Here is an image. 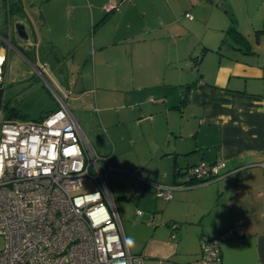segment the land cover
Wrapping results in <instances>:
<instances>
[{"label": "crops", "instance_id": "1", "mask_svg": "<svg viewBox=\"0 0 264 264\" xmlns=\"http://www.w3.org/2000/svg\"><path fill=\"white\" fill-rule=\"evenodd\" d=\"M222 2L0 0L2 87L32 83L39 73L41 83L63 91L35 116L4 97L25 120L53 111L59 98L68 104L75 88L80 98L97 84L141 95L114 111L102 108L114 136L112 170L129 179L120 199L126 229L115 209L124 239L135 240L126 245L140 256L134 264L196 261L202 239L238 220L236 235L220 243L222 264H264V32H257L264 21L231 28L233 19L215 6H231ZM13 21L28 26L30 38L18 36ZM228 26L244 36L241 44L227 42ZM122 121L138 132H121ZM218 159L226 164L220 177L177 186L186 168ZM144 180L173 186L172 197H157Z\"/></svg>", "mask_w": 264, "mask_h": 264}, {"label": "built area", "instance_id": "2", "mask_svg": "<svg viewBox=\"0 0 264 264\" xmlns=\"http://www.w3.org/2000/svg\"><path fill=\"white\" fill-rule=\"evenodd\" d=\"M5 63L0 48V87ZM225 166L222 159L199 162L186 168L177 186L218 178ZM112 169L109 155L96 153L65 99L38 120H5L0 109V264L139 263L140 256L128 251L110 193ZM86 178L95 189L79 192ZM142 185L164 200L172 197L173 186ZM142 191L139 186L135 193ZM239 225L202 239L198 259L186 264H222L220 243Z\"/></svg>", "mask_w": 264, "mask_h": 264}, {"label": "rangeland", "instance_id": "3", "mask_svg": "<svg viewBox=\"0 0 264 264\" xmlns=\"http://www.w3.org/2000/svg\"><path fill=\"white\" fill-rule=\"evenodd\" d=\"M218 1L223 3L222 0H213L215 3ZM229 2L231 5L230 7H228L226 4H217L215 6H217L220 11L225 10L224 12L228 14V18L233 19L231 28L236 27L238 24L240 28L242 27L241 30H244L246 26H243L242 24H247L248 18H253V21L255 22L264 21V0H229ZM14 24L15 22L13 21V27L15 31L16 29ZM229 27L230 26H228L227 29H229ZM25 28L28 38H30L31 34L29 27L25 26ZM227 34L229 36V40H227V42H229L231 45L240 43V41H236L234 39V34L231 30H229ZM249 37L253 42V33H251V36ZM223 50H225V47ZM75 75L76 73L73 74V76ZM34 80L37 82L34 83ZM39 80L43 82V77L37 73L34 74V79H31L32 83H28L23 86L19 85L18 87L9 90L8 88H10V86H5L4 97L7 100V103L10 105H17L23 112L29 114V116H35L43 113L49 106L53 105V99L54 97L56 98L54 92L56 91L59 93V95H62L63 91L56 88L51 83L48 84L45 81L44 83H41ZM70 85L72 87L73 83H70ZM131 89H110L104 88V86L98 84L95 86L91 85L90 90H87L88 93L85 94L86 96L83 95L81 98L78 97V94L81 92V90L76 88L72 89L73 94L68 99V106L71 110V113L79 123L82 133L99 156H104L110 153L108 144L110 145L112 137H114H111V131L109 129V124L106 117L105 120L103 118L102 108L108 107L111 108V111H114L115 108L119 106L129 105L131 101L141 96L137 91ZM6 91L7 93H5ZM95 121H99V125H97ZM129 124L130 123L126 121L118 123L121 132H125V130L128 128H134L138 132V126ZM101 132H104L105 136L102 135ZM144 145L145 143L141 144V146ZM114 158L115 155L112 154V159L110 161L112 165H116ZM99 164L102 170L105 171V165L101 160L99 161ZM107 181L112 199L122 219V227L126 229L125 219L122 217L120 199L122 198V195L128 193L130 190V186L128 185L129 179L128 177L125 178V175H123L121 172L112 170L108 174ZM93 189H95V183L91 179L86 178L79 187V192H87Z\"/></svg>", "mask_w": 264, "mask_h": 264}, {"label": "trees", "instance_id": "4", "mask_svg": "<svg viewBox=\"0 0 264 264\" xmlns=\"http://www.w3.org/2000/svg\"><path fill=\"white\" fill-rule=\"evenodd\" d=\"M229 30H231L232 33L234 34V39L236 41H243L242 38H244V36H242V34L240 32L235 31L233 29H229ZM257 32L258 33L259 32H264V26H262L261 29L257 30ZM0 109H2L3 118L5 120H12L11 119V115H9L11 112L14 113L16 115V117H18L21 120H25L26 117H27L24 113H22V111L19 108L15 107V106H9L6 103V101L4 99V88L3 87H0ZM4 112H5V114H4ZM40 118H42V117H40ZM40 118H38V119H40ZM38 119H36V120H38ZM191 184H193V182H191Z\"/></svg>", "mask_w": 264, "mask_h": 264}, {"label": "water", "instance_id": "5", "mask_svg": "<svg viewBox=\"0 0 264 264\" xmlns=\"http://www.w3.org/2000/svg\"><path fill=\"white\" fill-rule=\"evenodd\" d=\"M28 24L30 25L29 22H28ZM15 29H16V32H17L18 36H20L21 38H25L26 39L28 37V34L26 33L25 26H24L23 23L17 22L15 24Z\"/></svg>", "mask_w": 264, "mask_h": 264}, {"label": "clouds", "instance_id": "6", "mask_svg": "<svg viewBox=\"0 0 264 264\" xmlns=\"http://www.w3.org/2000/svg\"><path fill=\"white\" fill-rule=\"evenodd\" d=\"M125 243L129 247H134L135 246V240H134L133 237H130V236L126 238Z\"/></svg>", "mask_w": 264, "mask_h": 264}]
</instances>
